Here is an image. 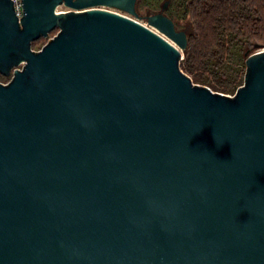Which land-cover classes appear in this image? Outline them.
Instances as JSON below:
<instances>
[{
  "label": "water",
  "instance_id": "water-1",
  "mask_svg": "<svg viewBox=\"0 0 264 264\" xmlns=\"http://www.w3.org/2000/svg\"><path fill=\"white\" fill-rule=\"evenodd\" d=\"M139 1L0 0V264H264V46L213 92Z\"/></svg>",
  "mask_w": 264,
  "mask_h": 264
},
{
  "label": "trees",
  "instance_id": "trees-1",
  "mask_svg": "<svg viewBox=\"0 0 264 264\" xmlns=\"http://www.w3.org/2000/svg\"><path fill=\"white\" fill-rule=\"evenodd\" d=\"M163 1L141 0L153 12ZM165 14L192 21L181 69L195 84L235 94L245 81L246 53L264 46V0H172Z\"/></svg>",
  "mask_w": 264,
  "mask_h": 264
},
{
  "label": "rangeland",
  "instance_id": "rangeland-1",
  "mask_svg": "<svg viewBox=\"0 0 264 264\" xmlns=\"http://www.w3.org/2000/svg\"><path fill=\"white\" fill-rule=\"evenodd\" d=\"M166 1H168V0H164V1L162 2V4H161L160 8H159L157 11H154V12H153V11H151L146 5H144V4L141 2V0H140V1H139V4H138V8H137V12H138L139 17H147V16L149 17V16H151V15H153V14H156V13L161 12L162 7H163V5H164V3H165ZM170 3H171V2H170ZM169 5H170V4H169ZM59 10H60V11H67L68 8L65 7V6H61V7L59 8ZM112 10L117 11V12L123 14V15H127V16H129L128 14L123 13V12H121V11H118V10H116V9H112ZM129 17H131V18H133V19L139 21L140 23H142L143 25H145V26H147V27L149 26L148 23H147L143 18L139 19V18H135V17H133V16H129ZM175 22L178 23V25H179L180 27H182L183 30H186L187 35H189V34L192 32V21H191L190 17H188L187 19H181V20H178V21H175ZM58 32H59V30L53 31V32H51V33L49 34V36H48L47 38L42 37V38H40L39 40L33 42V44H32V49H33L34 51H36V52H39L40 50H42V48H43L45 45H47V44L49 43L50 39H53V38L58 34ZM187 49H188V47H187ZM187 49H186V51H182V60H181V64H180V66H183L184 63L186 62V60H188V59H187ZM19 68H20V69H23L22 66L19 67ZM189 76H190V75H189ZM190 77H191V76H190ZM11 78H12V76L5 77V76H2V75L0 74V82H1L2 84H8V83H10ZM194 84H195V83H194ZM196 85H200V84H196ZM201 86H203V85H201ZM236 92H237V91H236ZM221 94H223V93H221ZM235 94H236V93H235ZM235 94H225V95H228V96H231V97H232V96H234Z\"/></svg>",
  "mask_w": 264,
  "mask_h": 264
},
{
  "label": "built area",
  "instance_id": "built-area-1",
  "mask_svg": "<svg viewBox=\"0 0 264 264\" xmlns=\"http://www.w3.org/2000/svg\"><path fill=\"white\" fill-rule=\"evenodd\" d=\"M12 2H13V5H14V10H16L15 11V13H16V16L19 18V19H21L22 17H23V15H24V8H23V0H12ZM58 13H60V10H59V8H58ZM114 11V10H113ZM115 12H117V11H115ZM119 13V12H118ZM127 16V15H126ZM21 70V69H20Z\"/></svg>",
  "mask_w": 264,
  "mask_h": 264
},
{
  "label": "flooded vegetation",
  "instance_id": "flooded-vegetation-1",
  "mask_svg": "<svg viewBox=\"0 0 264 264\" xmlns=\"http://www.w3.org/2000/svg\"><path fill=\"white\" fill-rule=\"evenodd\" d=\"M174 22H175V21H174ZM175 24H176V27H177V28H179V29L183 30V29H182V27H180V26L178 25V23H176V22H175ZM183 31H185V32H186V30H183ZM186 33H187V32H186Z\"/></svg>",
  "mask_w": 264,
  "mask_h": 264
}]
</instances>
